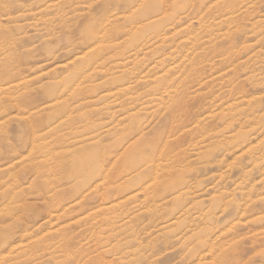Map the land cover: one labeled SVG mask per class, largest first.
Returning a JSON list of instances; mask_svg holds the SVG:
<instances>
[{"label":"rangeland","instance_id":"1","mask_svg":"<svg viewBox=\"0 0 264 264\" xmlns=\"http://www.w3.org/2000/svg\"><path fill=\"white\" fill-rule=\"evenodd\" d=\"M263 115L264 0H0V264H264Z\"/></svg>","mask_w":264,"mask_h":264},{"label":"bare ground","instance_id":"2","mask_svg":"<svg viewBox=\"0 0 264 264\" xmlns=\"http://www.w3.org/2000/svg\"><path fill=\"white\" fill-rule=\"evenodd\" d=\"M148 2H149V1H148ZM191 45H192V44H191ZM191 50H192V48H191ZM172 68H173V67H172ZM219 78H220V77H219ZM222 78H223V77H222ZM159 80H160V79H159ZM164 90H165V89H164ZM166 90H167V89H166ZM125 91H126V90H125ZM122 93H123V92H122ZM233 106H234V105H233ZM236 106H237V105H236ZM219 107H220V106H219ZM234 107H235V106H234ZM237 107H238V106H237ZM217 108H218V107H217ZM238 108H239V107H238ZM238 108H237V109H238ZM237 109H236V111H237ZM234 110H235V109H234ZM238 112H239V111H238ZM230 113H232V110H231ZM230 113H229V114H230ZM233 113H235V111H234ZM229 114H228V115H229ZM232 115H233V114H232ZM230 116H231V115H230ZM263 116H264V115H263ZM33 143H34V142H33ZM85 161H86V160H85ZM255 163H257V162H255ZM103 164H104V162H103ZM255 165H256V164H255ZM260 169H261V168H260ZM103 177H104V176H103ZM134 178H137V176H135ZM134 178H132V179H134ZM130 180H131V179H130ZM131 182H132V181H127V183H129V184H131ZM22 202H23V201H22ZM3 258H4V257H3ZM3 260H4V259H3Z\"/></svg>","mask_w":264,"mask_h":264}]
</instances>
